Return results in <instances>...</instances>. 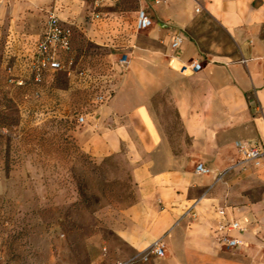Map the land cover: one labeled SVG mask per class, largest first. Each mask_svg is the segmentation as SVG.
I'll return each instance as SVG.
<instances>
[{"label":"crops","instance_id":"crops-1","mask_svg":"<svg viewBox=\"0 0 264 264\" xmlns=\"http://www.w3.org/2000/svg\"><path fill=\"white\" fill-rule=\"evenodd\" d=\"M141 4L153 24L124 51L127 68L117 61V86L82 141L101 158L124 154L139 195L130 219L90 239L92 262L264 264V166L235 163L238 139L264 140V0ZM195 59L202 66L193 71ZM199 162L211 170L198 171ZM234 220L241 227L228 228ZM226 233L241 242L227 245ZM157 239L164 255L151 250Z\"/></svg>","mask_w":264,"mask_h":264},{"label":"rangeland","instance_id":"rangeland-1","mask_svg":"<svg viewBox=\"0 0 264 264\" xmlns=\"http://www.w3.org/2000/svg\"><path fill=\"white\" fill-rule=\"evenodd\" d=\"M140 7L141 0H0V264H94L90 239L130 219L139 193L126 157L101 158L82 141L96 132L99 95L116 88L117 61L141 31ZM50 10L85 23L78 73L43 71L37 79L30 59Z\"/></svg>","mask_w":264,"mask_h":264},{"label":"built area","instance_id":"built-area-1","mask_svg":"<svg viewBox=\"0 0 264 264\" xmlns=\"http://www.w3.org/2000/svg\"><path fill=\"white\" fill-rule=\"evenodd\" d=\"M99 16V13H96ZM153 24V18L145 7L137 10L135 27L137 29H145ZM82 29L80 23L74 18H62L55 10H50L45 19L43 30L37 41V46L31 55L30 63L33 68L50 69L67 72L68 75H76L78 73V30ZM184 39V31L177 29L172 45L179 48ZM119 64L125 69L129 63V55L122 54L118 59ZM193 71L198 70L202 66L200 59H195L190 64ZM36 78H40L38 72ZM115 89H107L99 95L101 102L107 101L113 94ZM255 103V102H254ZM258 110L263 111L260 103H255ZM79 120L84 122L86 115L81 114ZM236 146L241 156L235 163H252L255 166H264V140L244 141L238 139ZM197 170L200 172H209L211 168L199 162ZM228 228L241 227L238 220L231 221L227 224ZM222 240L230 246L237 245L241 240L231 236L228 233L222 236ZM151 250L158 255L165 254L164 243L161 239L155 240L151 245ZM138 255L129 259L118 260L116 264H131L136 260ZM147 258V254L144 255Z\"/></svg>","mask_w":264,"mask_h":264},{"label":"trees","instance_id":"trees-1","mask_svg":"<svg viewBox=\"0 0 264 264\" xmlns=\"http://www.w3.org/2000/svg\"><path fill=\"white\" fill-rule=\"evenodd\" d=\"M43 71H52V72H56L57 70H50V69H38V68H36L35 69V73H34V77H36V75H37V73L39 72L40 73V75L43 73Z\"/></svg>","mask_w":264,"mask_h":264}]
</instances>
